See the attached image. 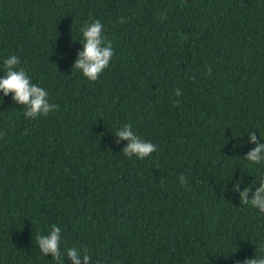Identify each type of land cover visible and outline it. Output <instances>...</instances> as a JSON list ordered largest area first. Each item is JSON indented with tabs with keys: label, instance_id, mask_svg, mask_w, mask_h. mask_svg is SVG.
<instances>
[{
	"label": "trees",
	"instance_id": "1",
	"mask_svg": "<svg viewBox=\"0 0 264 264\" xmlns=\"http://www.w3.org/2000/svg\"><path fill=\"white\" fill-rule=\"evenodd\" d=\"M94 20L114 55L89 81L72 65ZM11 55L59 107L26 118L0 92V264H56L52 225L91 264L264 256V213L232 191L264 176L243 159L264 143V0H0V76ZM125 124L156 151L125 157Z\"/></svg>",
	"mask_w": 264,
	"mask_h": 264
},
{
	"label": "clouds",
	"instance_id": "2",
	"mask_svg": "<svg viewBox=\"0 0 264 264\" xmlns=\"http://www.w3.org/2000/svg\"><path fill=\"white\" fill-rule=\"evenodd\" d=\"M120 23H124L122 18ZM82 32V50L77 53V57L72 65L78 69L82 75L89 81H96L100 74L109 66L110 61L114 55L112 44L104 35V25L99 20H94L90 24L85 22L81 29ZM20 59L11 55L4 60V67L6 69L5 75L0 76V92L3 96H8L12 93V100L24 106V116L26 118H36L38 116H47L51 111L58 109V105L51 104L48 101L46 89L32 83L29 76L23 68L19 67ZM208 74L211 75L209 68ZM175 95L181 96L179 89L176 90ZM2 102V97H0ZM175 104L181 103L180 100L174 101ZM115 143L119 144L121 140L126 141V145L122 148L125 157L135 156L139 159H144L156 151V145L140 138L132 128L131 124H125L119 128L115 135ZM248 142L255 145L249 150L243 159L253 163L259 164L264 162V143L257 141L255 132L248 134ZM181 185H187V178L181 174L179 176ZM259 187L251 194L249 193L251 186L244 187L240 190L241 179H237L232 186L233 192H239L240 203L251 204L252 207L264 213V176L258 178ZM36 241L40 252L43 255L51 254L52 259H55L56 264H63L66 258L71 264H91V257L87 253V249H79L77 247L67 248L65 253L61 252V230L57 225H52L51 230L47 235H37ZM234 264H264V256L252 257L245 259L243 262L237 260Z\"/></svg>",
	"mask_w": 264,
	"mask_h": 264
}]
</instances>
